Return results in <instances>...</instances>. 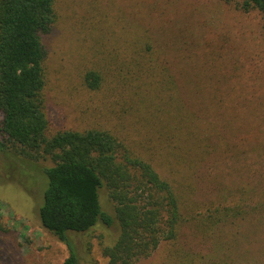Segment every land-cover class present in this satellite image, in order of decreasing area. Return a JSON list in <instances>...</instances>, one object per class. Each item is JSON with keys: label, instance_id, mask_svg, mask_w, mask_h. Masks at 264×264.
Returning a JSON list of instances; mask_svg holds the SVG:
<instances>
[{"label": "rangeland", "instance_id": "rangeland-1", "mask_svg": "<svg viewBox=\"0 0 264 264\" xmlns=\"http://www.w3.org/2000/svg\"><path fill=\"white\" fill-rule=\"evenodd\" d=\"M54 13L41 33L48 133L107 129L173 181L180 199L176 238L137 264H264L260 12L223 0H55ZM147 58L157 64L150 75L140 67ZM89 70L102 78L98 89L86 86ZM43 187L40 168L0 153V264L68 256L38 219ZM116 233L98 224L72 234L81 264H105Z\"/></svg>", "mask_w": 264, "mask_h": 264}, {"label": "trees", "instance_id": "trees-1", "mask_svg": "<svg viewBox=\"0 0 264 264\" xmlns=\"http://www.w3.org/2000/svg\"><path fill=\"white\" fill-rule=\"evenodd\" d=\"M54 1L0 0V153L40 168L44 187L38 219L67 246L63 264H81L71 235L98 224L117 230L111 243L103 246L105 264H137L161 240L176 238L183 224L180 199L173 181L161 176L142 155L126 149L111 131L48 133L41 33L54 22ZM223 1L235 2L244 12L258 10L264 37V0ZM147 60L150 65L141 63L142 71L144 67L148 74L154 73L157 64ZM83 78L91 90L102 82L93 70ZM190 151L189 160L194 161V148ZM39 160L51 163L37 166ZM102 193L111 201L113 213L104 210ZM227 219L225 213L220 221L227 224ZM5 231L0 221V233Z\"/></svg>", "mask_w": 264, "mask_h": 264}]
</instances>
